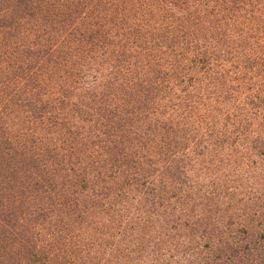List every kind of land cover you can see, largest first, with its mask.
Here are the masks:
<instances>
[{
    "label": "trees",
    "instance_id": "16d2710c",
    "mask_svg": "<svg viewBox=\"0 0 264 264\" xmlns=\"http://www.w3.org/2000/svg\"><path fill=\"white\" fill-rule=\"evenodd\" d=\"M0 264H264V0H0Z\"/></svg>",
    "mask_w": 264,
    "mask_h": 264
}]
</instances>
